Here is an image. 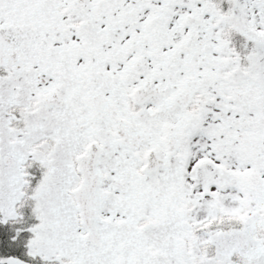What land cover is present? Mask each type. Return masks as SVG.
<instances>
[{"label":"snow or ice","instance_id":"snow-or-ice-1","mask_svg":"<svg viewBox=\"0 0 264 264\" xmlns=\"http://www.w3.org/2000/svg\"><path fill=\"white\" fill-rule=\"evenodd\" d=\"M0 264H264V0H0Z\"/></svg>","mask_w":264,"mask_h":264}]
</instances>
